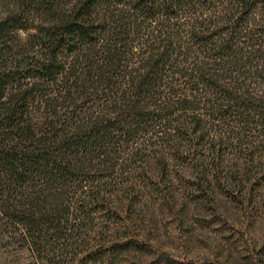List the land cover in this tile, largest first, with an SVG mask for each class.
Here are the masks:
<instances>
[{
  "label": "trees",
  "instance_id": "trees-1",
  "mask_svg": "<svg viewBox=\"0 0 264 264\" xmlns=\"http://www.w3.org/2000/svg\"><path fill=\"white\" fill-rule=\"evenodd\" d=\"M44 1L46 25L28 38L41 47L37 80L24 89L31 73L0 66V212L38 260L78 242L102 202L94 183L117 171L122 152L161 141L162 160L163 143L182 152L179 137L204 140L198 132L212 121L229 125L219 132L225 147L247 151L223 178L240 185L243 173L264 190V0ZM28 2L0 20V52L13 30L28 29ZM210 150L219 168L222 147ZM194 155L206 194L213 180Z\"/></svg>",
  "mask_w": 264,
  "mask_h": 264
},
{
  "label": "rangeland",
  "instance_id": "rangeland-1",
  "mask_svg": "<svg viewBox=\"0 0 264 264\" xmlns=\"http://www.w3.org/2000/svg\"><path fill=\"white\" fill-rule=\"evenodd\" d=\"M28 1L0 0V20L21 9L28 10L21 7ZM31 1L34 11L26 12V19L22 20L28 29L13 30L6 36V50L0 52V66L5 64L8 73H31L21 81L24 89L37 80L33 76L40 65L41 47L31 45L28 38L39 31L38 26L46 25L40 23L49 2ZM73 1L50 4L68 8ZM258 12L260 22L263 11ZM31 104L33 118H37L39 113ZM181 121L174 116L172 132ZM228 126L213 121L203 125L204 130L198 133L204 131L206 136L201 141L179 137L182 152L163 143L162 160L156 155L161 141L153 140L148 150L137 155L122 152L117 171L94 183L102 202L92 206L80 239L62 251L59 259L38 260L24 235L0 212V264H264L263 186L252 188L254 178L243 173L240 185L223 178L232 169L229 162L237 157L241 160L243 155L239 152H247L234 140L227 141L228 147L220 142ZM196 142L200 143L197 147ZM212 145L216 149L222 147L219 168L210 150ZM196 153L201 161L199 167H206L208 178L213 180L212 189L206 194L193 166ZM221 165L223 176L216 174L215 178V169ZM220 178L222 182L217 181ZM80 194L85 193L77 195Z\"/></svg>",
  "mask_w": 264,
  "mask_h": 264
}]
</instances>
